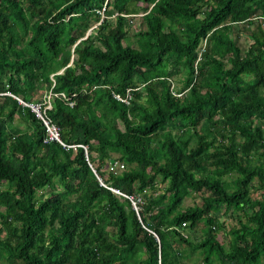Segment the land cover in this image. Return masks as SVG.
<instances>
[{"label": "trees", "instance_id": "1", "mask_svg": "<svg viewBox=\"0 0 264 264\" xmlns=\"http://www.w3.org/2000/svg\"><path fill=\"white\" fill-rule=\"evenodd\" d=\"M3 92L58 93L61 140L139 219ZM188 254L264 264V0H0V264Z\"/></svg>", "mask_w": 264, "mask_h": 264}, {"label": "built area", "instance_id": "2", "mask_svg": "<svg viewBox=\"0 0 264 264\" xmlns=\"http://www.w3.org/2000/svg\"><path fill=\"white\" fill-rule=\"evenodd\" d=\"M203 47H204V41H202V43H201V47L199 48L198 55H197V58H196L194 64L199 59V56L203 50ZM3 94H7V95L11 96L12 98H14L21 107L28 108V110L31 113H33V115L41 122V124L43 126V136H42V142L43 143H49V142L54 141V142H57L64 149L81 147L83 149L87 164H88L89 168L91 169V171L95 174V177H96L97 181L99 182V184L107 187L109 190H111L112 192H114L118 195H122V196L126 197L130 201L132 209L138 215V212H137L138 206L136 205V202L139 201V197L127 196V195L121 193L118 189H115L109 185L104 184L102 182V180L100 179V177L96 175L93 167L91 166V164L88 161V157H87V153H86V146L83 144L66 143V142L61 140L59 126L56 123H54L47 114V110L50 109V107H51L50 98L52 96H56L58 93L48 92L47 94H44V96L42 97V100H40V101H24L21 97L14 95L10 92H3ZM59 95L61 97H64L63 93H59ZM177 95H180V94H177ZM112 96L119 101L126 102L130 98L129 89L128 88L125 89V94L123 97L119 96V94H117V93H112ZM68 103H69V105H72V101H68ZM122 168H123V163L119 162L117 160H113V159H112V162H108V164L106 165V170L111 171V172L119 171Z\"/></svg>", "mask_w": 264, "mask_h": 264}, {"label": "rangeland", "instance_id": "3", "mask_svg": "<svg viewBox=\"0 0 264 264\" xmlns=\"http://www.w3.org/2000/svg\"><path fill=\"white\" fill-rule=\"evenodd\" d=\"M93 27V26H92ZM134 28V20H131V21H129V32H131L132 31V29ZM236 28L237 29H239V28H241V25L240 24H236ZM85 35H86V33H85ZM236 41H237V43L240 45V47H242L243 49L245 48V46H246V43H247V40H246V37L243 35V34H238V36L236 37ZM65 58H66V56L64 55V54H60L56 59L59 61V62H64L65 61ZM181 78H182V75L181 74H178V75H176V76H174V83L176 84V85H178V83H179V81H181ZM48 93V92H47ZM46 93V94H47ZM43 94H45V93H43ZM44 96V95H43ZM42 96V97H43ZM14 123H16V124H18V125H20V126H23V123L21 122V121H18V119H14ZM206 126L204 125V124H202L201 125V128L202 129H204ZM115 156V155H114ZM161 186V185H160ZM44 192L46 193L47 192V190H44ZM256 194H258V193H256ZM36 196H38V193L36 194ZM189 201V200H188ZM223 219V221L225 222L224 224H225V227L227 228L228 226H229V224H230V222H231V220L230 219H228L227 217H223L222 218ZM216 235H217V237H218V239L220 240V242H221V244L223 245V246H226V244H225V241L223 240V237H222V235H221V232L220 231H217L216 232ZM183 250V253L186 255L187 253H188V248H183L182 249ZM144 255H142V256H140L139 258H142ZM197 254H192V255H189L188 254V256L186 257V258H184V261L186 262V263H188V264H200L201 263V258L199 257L198 259H196L197 258ZM200 256V255H199ZM193 262V263H192ZM264 262V261H263ZM213 264H216V262L215 263H213Z\"/></svg>", "mask_w": 264, "mask_h": 264}, {"label": "water", "instance_id": "4", "mask_svg": "<svg viewBox=\"0 0 264 264\" xmlns=\"http://www.w3.org/2000/svg\"><path fill=\"white\" fill-rule=\"evenodd\" d=\"M89 33V30L86 31V34ZM109 162H112V159L109 160ZM95 175V174H94ZM137 215V214H136ZM138 219H139V216L137 215Z\"/></svg>", "mask_w": 264, "mask_h": 264}, {"label": "clouds", "instance_id": "5", "mask_svg": "<svg viewBox=\"0 0 264 264\" xmlns=\"http://www.w3.org/2000/svg\"><path fill=\"white\" fill-rule=\"evenodd\" d=\"M15 95V94H14ZM25 101V100H24ZM17 102V101H16Z\"/></svg>", "mask_w": 264, "mask_h": 264}]
</instances>
